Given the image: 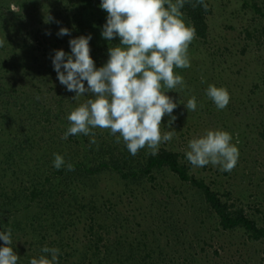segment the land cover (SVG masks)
<instances>
[{
    "label": "trees",
    "instance_id": "1",
    "mask_svg": "<svg viewBox=\"0 0 264 264\" xmlns=\"http://www.w3.org/2000/svg\"><path fill=\"white\" fill-rule=\"evenodd\" d=\"M62 2L69 3L71 9L67 10L64 4L58 5ZM194 2L189 0L181 11L188 25L195 27L196 41L206 42L210 36L208 18L213 6L209 0H204L208 5L205 10L201 5L193 7ZM100 4L101 0H0V40H4L3 47H0V231L12 229L14 251L18 234L30 237V241L25 242L29 249L23 252L29 262L34 257L47 255L41 252V248L48 246L60 249L58 264H212L215 258L211 257V244L203 238V232L208 231L206 227L194 231L193 237L197 239L192 240L189 247H182L185 244L176 226L172 235L176 236L180 242L177 247L182 250L175 249L172 256L162 251L155 257L149 247L146 229L137 237L129 238V242L123 239L124 233L118 231L132 222L123 212L116 210V201L124 202L132 185L144 186L145 179L151 182L156 173L168 170L182 182L198 188L207 205L206 211L215 218V230L242 232L251 242L263 246L264 255V220L260 221L262 218H254L245 208L223 200L219 193L197 180L184 163L182 152L161 148L157 155H151L147 149H142L133 156L124 148L104 145L100 140L106 141L99 134L95 138L96 144H90L92 137L83 134L69 135L67 141L61 139L70 126L67 116L71 109L67 107L75 100L76 93L60 84L53 68L55 50L71 53L69 35L58 36L57 33L61 27L69 30L73 26L81 27L85 36L90 34L92 37L90 54L96 67H102L108 60L109 46L118 45L120 41L118 37L112 41L102 37L107 12L100 8ZM244 7L264 18L257 4L244 1ZM49 11L54 20L45 23ZM248 30L245 32L250 39ZM48 32L51 34H46ZM259 36L258 39L264 41V25ZM18 68L24 70V79L27 74H32L26 84L32 86L31 90H26L25 86L17 87L13 79L9 80L11 75L6 78L11 70ZM187 69L183 68L185 73ZM39 75L45 84L37 83ZM46 83L49 88L43 90ZM14 111L21 117L19 121L15 120ZM9 112L13 115H10L14 118L12 121L7 120ZM92 131L96 134L97 128ZM54 154L63 156L66 164L72 163L74 170L68 171L66 167L57 170L53 166ZM6 162L17 167L13 173L19 172L14 183L24 179L18 194L20 207L15 208L14 217L13 211L6 210L3 198L4 194L14 191L6 180L7 171L2 170ZM104 174L111 175L115 183L123 184V190L109 192L107 188H100ZM170 202V196L166 195L157 200L162 205ZM24 211L23 216L17 218V214ZM37 216L40 222L33 224L38 221ZM139 226L143 227L142 224ZM83 240L86 243L81 244ZM217 243L215 250L212 249L216 261L226 246L236 247L233 241L222 244L217 239ZM3 246L4 242L0 240V247ZM223 262L224 259L216 264ZM18 264H21L19 260Z\"/></svg>",
    "mask_w": 264,
    "mask_h": 264
},
{
    "label": "rangeland",
    "instance_id": "2",
    "mask_svg": "<svg viewBox=\"0 0 264 264\" xmlns=\"http://www.w3.org/2000/svg\"><path fill=\"white\" fill-rule=\"evenodd\" d=\"M209 1L213 6V12L208 18L210 36L206 42L194 39L189 45L191 66L188 67L186 73L181 68L175 69L176 73L183 77L187 87L181 89L178 86L173 91L166 93L177 102V107L172 113L176 119L169 128L170 117L165 116L162 120L161 131L163 133L175 130L176 136L170 142L161 143L159 150L166 148L180 151L185 155L189 150L188 142L202 136L207 130L220 129L229 132L233 137L232 143L236 144V141H239L236 145L239 149V158L232 171H221L220 166L211 164L194 167L188 162L186 155L183 161L190 167L191 175L206 183L214 192L219 193L223 200H229L237 207L245 208L249 215L257 219L262 218L260 221H263L264 41L258 38L264 25V18L251 8L244 7V1L257 4L264 13V0ZM61 4H64L63 7H67V10L71 9L69 3L62 2L58 5ZM12 8L17 10L13 4ZM50 15L54 17L51 12ZM183 18L188 24L185 15ZM245 29H249L250 39H247ZM81 35H86L83 29L73 26L70 30L69 40ZM19 69L11 70L6 78L11 75L9 80L13 79L17 87L25 86L26 90H31L32 86H26V84L32 74L29 76L27 74V78L24 79L25 77L22 75L24 70ZM41 71L42 69L40 73ZM202 77L204 78L203 83L201 82ZM41 78L42 75H39L37 82L39 85L45 84L42 83ZM209 85L225 87L228 90L230 102L225 109H217L214 102L206 95ZM44 86L46 87L43 90L49 88L48 83ZM85 86L87 87V85ZM192 96L196 97L197 109L187 111L185 104ZM89 98H91L89 94L85 93V95L75 98L67 108L70 107L72 111ZM7 115H9L8 121L14 119L10 112ZM14 115L15 120L19 121L18 119L21 117L17 111H14ZM98 134L106 141L100 140L105 143L104 145L112 148L118 146L129 152L122 138L119 144L115 142L116 137L111 135L110 130L97 128L95 138L99 136ZM144 149L150 152L148 148ZM2 170L7 171L6 180L12 184L15 191L4 194L3 197L7 205L6 210L13 211L12 216L14 217L15 208L20 207L18 194L21 193V184L24 179L14 183L20 175L19 172L13 173L17 167L11 162L3 164ZM102 177L100 188H107L109 192L123 190V184L115 183L116 181L112 179L111 175L104 174ZM144 183V186L132 185V191L125 196L124 202L120 203V199L116 201V210L120 213L123 212L125 217H128L132 222L124 230L118 229L124 233L123 239H127L129 242L132 238L137 237L140 231L146 229L149 233V247L151 252H154V257L162 251L172 256L176 250H182L184 246L189 247L190 242L197 239L193 237L194 231L197 229L202 231L206 227L208 231L203 232V238L208 244H211L213 250L218 245L217 239L222 244L236 242V247L226 246L225 250H221V256L217 261L212 249H209L211 257L216 261H213L212 264H216L222 259L225 260L223 264H235L237 261L240 264H264L261 244L251 242L240 231L223 233L221 230H215V218L210 211H206L207 205L201 198L198 188L190 183L182 182L168 170L156 173L153 181L147 182L145 179ZM117 195L113 197L114 203ZM165 195L170 196L171 202L168 205L157 203V200H161ZM129 210L130 212H128ZM24 213L25 211L18 213L17 218L22 217ZM133 215H136V218ZM30 218L35 217L30 215ZM36 218H39L38 221L31 223L40 222V217ZM140 224L143 227H140ZM176 226L179 228L180 239L185 244L182 247H177V243L180 244V242L177 241L176 236L172 235L176 232ZM18 238L14 247L15 252L20 256L29 249L25 242H29L30 237L18 234ZM83 243H86V240L81 241V244ZM25 259L23 254L19 258L20 263L27 264L29 261L26 259V262Z\"/></svg>",
    "mask_w": 264,
    "mask_h": 264
},
{
    "label": "clouds",
    "instance_id": "3",
    "mask_svg": "<svg viewBox=\"0 0 264 264\" xmlns=\"http://www.w3.org/2000/svg\"><path fill=\"white\" fill-rule=\"evenodd\" d=\"M188 2L101 0L100 8L107 12L101 35L108 41L117 37L120 41L118 45L109 46L107 62L96 67L90 54V34L70 39V54L60 49L55 50L52 57L60 84L76 93L73 99L85 93L91 97L67 116L70 126L61 139L83 134L92 137L90 144H96L92 130L107 129L116 137V143L119 144L122 138L130 154L135 156L144 148H148L151 155H157L160 144L170 142L176 136L175 130L162 133L161 125L165 116L170 117L169 128L176 119L172 113L177 102L166 93L178 86L181 89L187 87L175 69L191 66L188 49L196 30L186 24L181 11ZM197 5L205 10L208 8L204 0H195L192 6ZM53 20L49 15L45 23ZM57 35H70V30L61 27ZM3 45L4 40H0V47ZM201 82H204L203 77ZM206 95L219 110L225 109L230 102L225 87L209 85ZM185 108L187 111L197 109L195 96L188 99ZM232 140V135L225 130H207L188 142L186 159L194 167L211 164L230 172L239 158L236 146L239 141L234 144ZM53 166L57 170L63 167L74 170V165L66 164L59 154H54ZM0 240L5 245L0 247V264H18L20 257L11 246L10 227L0 231ZM41 252L47 255L32 258L30 264H58L59 248L44 246Z\"/></svg>",
    "mask_w": 264,
    "mask_h": 264
}]
</instances>
